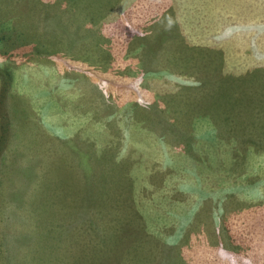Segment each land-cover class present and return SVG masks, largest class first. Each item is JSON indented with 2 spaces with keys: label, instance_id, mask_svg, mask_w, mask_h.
<instances>
[{
  "label": "rangeland",
  "instance_id": "obj_1",
  "mask_svg": "<svg viewBox=\"0 0 264 264\" xmlns=\"http://www.w3.org/2000/svg\"><path fill=\"white\" fill-rule=\"evenodd\" d=\"M0 264H264V0H0Z\"/></svg>",
  "mask_w": 264,
  "mask_h": 264
}]
</instances>
